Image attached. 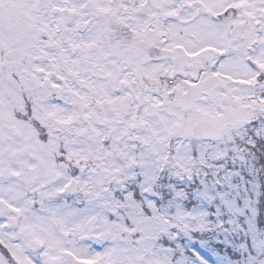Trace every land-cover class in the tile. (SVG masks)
Returning <instances> with one entry per match:
<instances>
[{"label": "snow or ice", "instance_id": "1", "mask_svg": "<svg viewBox=\"0 0 264 264\" xmlns=\"http://www.w3.org/2000/svg\"><path fill=\"white\" fill-rule=\"evenodd\" d=\"M0 264H264V0H0Z\"/></svg>", "mask_w": 264, "mask_h": 264}]
</instances>
